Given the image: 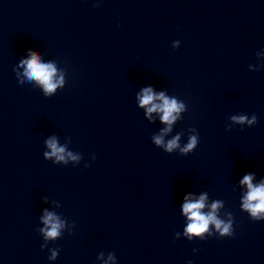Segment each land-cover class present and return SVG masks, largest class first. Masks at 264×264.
<instances>
[{
    "label": "clouds",
    "instance_id": "obj_1",
    "mask_svg": "<svg viewBox=\"0 0 264 264\" xmlns=\"http://www.w3.org/2000/svg\"><path fill=\"white\" fill-rule=\"evenodd\" d=\"M22 63H26L27 67L25 69V75L31 80L35 79L36 81L40 82L44 85L45 91L48 93L53 92L56 87L57 83L52 82L53 75L55 73V68L51 64H42L39 62V57L37 53H32L31 58L22 61ZM155 99H160L163 101L162 104H155L153 101ZM140 105L148 106L151 105L147 109L148 113H152L154 111H160L163 113L161 119L163 122L171 125L172 122L176 119V116L173 113H178L183 105L178 104L175 99L169 100L167 99L163 93H161L158 97L154 96L152 93L151 88H146L143 90V95L140 98ZM237 123H244L247 119L245 116L233 117L232 118ZM256 117H253V120L248 121L249 124L254 123ZM170 129H165L168 131ZM179 137L174 138L173 140L169 141L167 144V151H172L174 148L178 146L177 141ZM48 147L51 149V153H46L45 155L55 156L58 161L64 160V148L57 147L56 141L54 139L49 140ZM156 144H161L162 140L160 137L155 138ZM197 140L196 137L193 136L190 138L189 143L187 146L182 149L184 152H188L192 150L196 146ZM69 155H71L69 153ZM75 159V157H72ZM253 177L251 175L244 176L243 180L241 181L242 184H246L248 186V193L245 197L243 207L246 209L253 218L260 219V214L264 213V184L259 186H253L251 181ZM205 197L201 196L199 201L196 202H185L183 204V212L185 215L188 216V219L191 223L188 224L186 228V233L190 235L200 236L201 234L205 233L209 229V224L212 223L215 225L216 229L220 232L221 236L231 235V222L225 223L215 216V210L219 207L218 203H214L212 205L213 211L207 215L202 214L201 209L205 207L204 205ZM44 223L46 225H50V227L45 231L46 239H55L59 235V229L61 224L55 221V217L51 214H47L44 218ZM44 247L43 245L41 246ZM56 252L52 253L50 259H55Z\"/></svg>",
    "mask_w": 264,
    "mask_h": 264
}]
</instances>
